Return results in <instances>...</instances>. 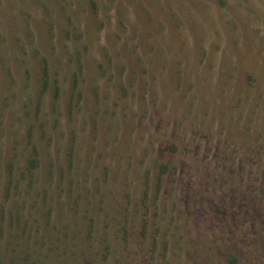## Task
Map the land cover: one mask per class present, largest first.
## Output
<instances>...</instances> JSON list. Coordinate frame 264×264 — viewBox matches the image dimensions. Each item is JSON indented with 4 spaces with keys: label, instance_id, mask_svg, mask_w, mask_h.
I'll use <instances>...</instances> for the list:
<instances>
[{
    "label": "rangeland",
    "instance_id": "rangeland-1",
    "mask_svg": "<svg viewBox=\"0 0 264 264\" xmlns=\"http://www.w3.org/2000/svg\"><path fill=\"white\" fill-rule=\"evenodd\" d=\"M229 256L264 264V0H0V264Z\"/></svg>",
    "mask_w": 264,
    "mask_h": 264
},
{
    "label": "trees",
    "instance_id": "trees-1",
    "mask_svg": "<svg viewBox=\"0 0 264 264\" xmlns=\"http://www.w3.org/2000/svg\"><path fill=\"white\" fill-rule=\"evenodd\" d=\"M260 158H261V156H259ZM165 165L164 166H162V167H160L161 169H160V171H161V174L164 172V169H165ZM230 258H229V261L232 263V264H235L236 263V259H234V257L233 256H229Z\"/></svg>",
    "mask_w": 264,
    "mask_h": 264
}]
</instances>
